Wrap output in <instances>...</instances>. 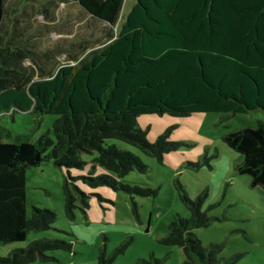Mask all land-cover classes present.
Returning a JSON list of instances; mask_svg holds the SVG:
<instances>
[{
    "label": "trees",
    "instance_id": "16d2710c",
    "mask_svg": "<svg viewBox=\"0 0 264 264\" xmlns=\"http://www.w3.org/2000/svg\"><path fill=\"white\" fill-rule=\"evenodd\" d=\"M75 2L91 18L109 26L107 42L85 49L77 61L70 60L72 64L50 69L44 63L43 72L36 74L25 65L30 43L14 45V54L10 45L17 40L5 41V35L11 34L4 23L8 1L0 0V118L29 112L39 125L43 115H59L53 128L36 142L29 135L5 141L10 132L0 122V244L25 241L31 231L49 230L57 220L54 210L40 208H34L29 217V168L46 160L67 169L90 165L89 175L71 178L92 188L107 186L145 195L147 191L124 184L122 178L135 170L146 172L148 167L138 155L108 144L118 140L162 161L176 144L169 142L168 133L150 142L138 122L141 114L185 117L264 111V0H136L117 33L113 28L125 0ZM33 25L24 23L28 30L22 33L19 28L20 38L36 39L29 35ZM30 46L37 47L35 42ZM224 141L244 157L238 172L249 175L253 187L264 189V121L229 132ZM85 155L93 158L87 160ZM75 189L80 198L85 197ZM65 195L70 215L73 197L68 181ZM180 196L191 217L176 215L161 242L182 248L184 264H237L240 254L218 259L222 246H204L194 232L212 221L202 211L206 195L191 200L180 187ZM67 246L57 239L35 240L0 257V264L47 261V251ZM127 246L124 242L109 256L102 250L99 264H111ZM165 260L152 254L139 263L164 264Z\"/></svg>",
    "mask_w": 264,
    "mask_h": 264
},
{
    "label": "rangeland",
    "instance_id": "374dc122",
    "mask_svg": "<svg viewBox=\"0 0 264 264\" xmlns=\"http://www.w3.org/2000/svg\"><path fill=\"white\" fill-rule=\"evenodd\" d=\"M7 1L4 23L11 36L6 34L5 41L8 37L9 40L16 38L12 27L17 19L18 28L25 30L24 23H32L31 34L49 43L46 46L39 42L36 49L26 47L25 65L34 68L36 74L43 72L40 70L44 63L50 69L53 65L72 64L68 49L73 45L80 44L76 53L81 58L85 49L98 48L108 40L109 26L97 18L88 19L83 13L78 16L77 7L82 8L75 0L66 3L63 0ZM135 2L125 0L114 33L121 29ZM70 58L76 59V56ZM58 117L45 114L37 125L35 116L29 112L3 115L1 125L10 132L4 140L12 142L20 135H29L36 142L53 128ZM260 121H264L261 109L233 115L218 112L185 117L141 114L138 122L147 131L150 142L168 133L169 142L176 144L174 150L164 154L162 161L118 140H110L108 144L138 155L148 167L146 172L135 170L122 178L124 184L147 191L145 195L114 191L107 186L92 188L80 179L71 178L89 175L90 165L83 170L67 169L46 160L39 167L29 168L26 189L29 217L34 208H40L54 210L57 220L49 230L31 231L25 241L0 244V257L47 238L62 240L68 246L47 251L49 260L38 259L33 264H99L102 250L109 256L124 242H128L125 252L118 254L111 264H140L139 260H148L152 254L158 259L166 258L164 264H184L182 248L161 242L169 235V225L176 215L191 217L189 207L180 196L182 187L191 200L206 195L202 211L212 221L194 231L204 246L221 245L218 259L240 254L237 264H264V189L253 187L251 177L238 172L244 157L224 141L227 133L257 127ZM84 158L91 160L93 156ZM67 181L73 197L70 215L65 202ZM75 188L85 197L80 198Z\"/></svg>",
    "mask_w": 264,
    "mask_h": 264
},
{
    "label": "crops",
    "instance_id": "0c3cea01",
    "mask_svg": "<svg viewBox=\"0 0 264 264\" xmlns=\"http://www.w3.org/2000/svg\"><path fill=\"white\" fill-rule=\"evenodd\" d=\"M77 10H78V13H79V15L78 16H80V14H84V15H86V16H88L87 18L88 19H90L91 17L88 15V14H85L79 7H77ZM74 20V19H73ZM17 23H19V20H17V19H15L14 20V26L12 27V30H13V32H14V35H16V38L14 37V39H10L11 41H22V42H24L23 44H21V45H27L28 43H30V45H31V42L32 43H34L35 42V44H36V46H37V44L39 43V42H41L42 43V45H46V46H48L49 45V43H46V41L41 37V38H36V39H32L30 36L28 37L27 36V38L26 39H24V38H20V37H17V35L21 32V30L18 28V27H16V26H18V24ZM31 24V23H30ZM28 30V29H27ZM22 33H24V31L22 30ZM26 34V33H25ZM29 35H31L32 36V34H29ZM34 36H36V35H34ZM28 39H30V40H28ZM16 41V42H17ZM39 41V42H38ZM16 42L15 43H13L12 45H10V48H11V51L14 53V54H16L17 53V51L14 49V45H16ZM29 46V45H28ZM77 46H75V45H73L72 46V48H69L68 49V57H69V59L71 60V61H77L79 58L77 57L79 54L78 53H76V50H78V49H80L79 47H80V44H78V47L76 48ZM21 51L22 52H24L25 53V51L23 50V48H21ZM71 55H75L76 56V59H73V58H70V56Z\"/></svg>",
    "mask_w": 264,
    "mask_h": 264
}]
</instances>
